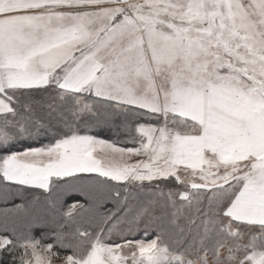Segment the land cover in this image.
<instances>
[{
  "label": "snow or ice",
  "instance_id": "obj_1",
  "mask_svg": "<svg viewBox=\"0 0 264 264\" xmlns=\"http://www.w3.org/2000/svg\"><path fill=\"white\" fill-rule=\"evenodd\" d=\"M0 153V264H264V0H0Z\"/></svg>",
  "mask_w": 264,
  "mask_h": 264
},
{
  "label": "trees",
  "instance_id": "obj_2",
  "mask_svg": "<svg viewBox=\"0 0 264 264\" xmlns=\"http://www.w3.org/2000/svg\"><path fill=\"white\" fill-rule=\"evenodd\" d=\"M113 128L116 131V134H112L110 132V130H108V128H105V127L94 129L93 134H96V135H98V137H102V138H105V139L110 140V141L111 140H124L125 136H124L123 129L122 128H116V127H113ZM43 142L46 143L47 141H43ZM34 146H40V145L36 144ZM0 154H2V153H0ZM16 202L18 203L19 201L17 200ZM9 206H11V205H9ZM2 207H4V205L0 204V208H2Z\"/></svg>",
  "mask_w": 264,
  "mask_h": 264
},
{
  "label": "rangeland",
  "instance_id": "obj_3",
  "mask_svg": "<svg viewBox=\"0 0 264 264\" xmlns=\"http://www.w3.org/2000/svg\"><path fill=\"white\" fill-rule=\"evenodd\" d=\"M105 128H108V130H110V132L112 133V134H116V131L114 130V128L113 127H105ZM115 131V132H114ZM98 138H102V137H98ZM102 139H105V138H102ZM107 140V139H106Z\"/></svg>",
  "mask_w": 264,
  "mask_h": 264
}]
</instances>
